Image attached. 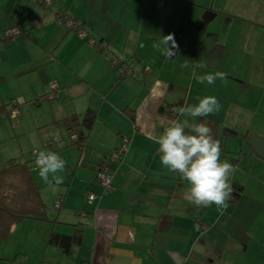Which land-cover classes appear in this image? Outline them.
Masks as SVG:
<instances>
[{"label": "crops", "instance_id": "crops-1", "mask_svg": "<svg viewBox=\"0 0 264 264\" xmlns=\"http://www.w3.org/2000/svg\"><path fill=\"white\" fill-rule=\"evenodd\" d=\"M52 1L53 7L46 9L35 0H0V39L8 29L18 28L25 34L15 44L34 43L39 48L35 56L30 53L10 62L17 47H12V39H2L0 105L10 99L44 97L51 79L59 81L62 92L38 103L50 104V122L24 114L20 105L17 118L1 116L0 130L22 137L37 134L35 141L46 151L59 150L66 162L59 172L63 177L59 190L54 184L50 187L56 193L52 194L57 212L49 213L43 195L49 186L41 182L32 151L20 160L8 146L0 150V165L10 159L29 161L47 216L56 218L15 224L0 241V261L264 264V159L248 141L250 135L264 138V0ZM58 11L81 23L85 36L59 23ZM33 32L43 33L44 39L34 40ZM169 33L179 44L172 60L153 47ZM32 60L33 64L27 63ZM197 62L206 67L194 69ZM184 64L187 67H181ZM123 66L130 74L121 77ZM194 71L195 75L224 72L226 78L201 84ZM27 73L34 74L30 84L24 81ZM12 76L15 89L3 90ZM207 96L219 101L218 113L195 121L180 114L181 107ZM88 111L96 115L90 130L82 123ZM4 119L10 130L1 124ZM208 119L220 125L216 140L221 161L234 166L229 181L232 187H241L223 215L215 204L198 207L188 199L190 185L162 165L156 143L173 122L207 124ZM52 125L54 132L49 131ZM71 133L83 138L81 146L71 142ZM124 137L128 146L112 173V190L100 196L97 168L123 145ZM27 141L28 147L36 148L30 139H23L22 145ZM91 192L96 195L92 201ZM77 230L82 231L80 243L69 252L49 244L52 232L73 235Z\"/></svg>", "mask_w": 264, "mask_h": 264}, {"label": "clouds", "instance_id": "clouds-1", "mask_svg": "<svg viewBox=\"0 0 264 264\" xmlns=\"http://www.w3.org/2000/svg\"><path fill=\"white\" fill-rule=\"evenodd\" d=\"M140 47H144L143 44ZM153 47L162 50L166 60H172L179 51V44L174 34L160 36V40ZM181 67H187L186 64ZM206 65L197 62L193 68H204ZM195 75V71H194ZM201 84H213L216 79L224 80L226 73L215 72L204 75H195ZM195 105H185L180 108V114L189 116L195 121L218 113L221 105L216 97H197ZM186 128L188 131H186ZM58 140V137L55 138ZM159 145L161 163L172 173L178 174L190 187L188 199L198 207L217 205V211L223 215L228 208V201L232 198L233 187L229 175L234 166L221 161V145L212 135V129L205 122L191 123L188 121L173 122L156 138ZM34 163L39 169L38 175L49 187L60 185L63 177L57 175L65 169L66 162L57 153L51 151L34 152Z\"/></svg>", "mask_w": 264, "mask_h": 264}, {"label": "trees", "instance_id": "trees-1", "mask_svg": "<svg viewBox=\"0 0 264 264\" xmlns=\"http://www.w3.org/2000/svg\"><path fill=\"white\" fill-rule=\"evenodd\" d=\"M63 16L67 17L64 13ZM71 21L75 25L74 30L76 33L82 30L81 23H75L74 19H71ZM71 28L73 27L71 26ZM8 39H11V37H8L7 40ZM52 81H50V83ZM55 81L58 83V87L56 89L49 88V83L48 94H45L44 97H37L35 95L33 101L38 104L40 100H43L44 98H58L60 85L58 80ZM14 110H17L18 114L12 117L11 115ZM3 114L8 118H17L20 114V103L15 99H10L7 103L1 104L0 119ZM95 119V113L88 111L82 119V123L87 130H90ZM207 125L211 127L213 138L216 140L218 127L220 126L219 123L213 119H208ZM224 131L227 132L226 127H224ZM73 135H75L74 139L72 138ZM69 138L71 142L77 146H81V143L83 142V138L78 136L76 133H71ZM33 157L35 158L34 155ZM233 188L235 190L232 193V198L235 199L241 190V187L234 184ZM24 219L44 221L51 220L47 216V205L42 200L39 187L36 185L31 175V166L29 165V161H17L10 159L0 169V241L7 237L11 228L15 224ZM51 221H56V218ZM81 233V230H77L73 235H62L52 232L49 237V244L59 246L64 251L69 252L73 245L80 243Z\"/></svg>", "mask_w": 264, "mask_h": 264}, {"label": "rangeland", "instance_id": "rangeland-1", "mask_svg": "<svg viewBox=\"0 0 264 264\" xmlns=\"http://www.w3.org/2000/svg\"><path fill=\"white\" fill-rule=\"evenodd\" d=\"M39 6H41V5H39ZM41 7L42 8H46V9H51L53 7V4L51 6H43L42 5ZM59 23H61V22H59ZM23 34H25V32H22L21 33V31L19 30V34L18 35L14 36V37H11V39L14 41V44H12L13 45L12 47H17V48L14 49L15 50L14 52H11L10 53V62L11 61H16V60L18 61L23 56H25L26 58H28L30 56V53H32V55L35 56L34 53H36L39 50V48H37L38 45L37 44H34V43L31 44L29 47H23L24 44H15V43H17V40L19 39V37H23ZM41 35H44V34L43 33L35 34V32H33L32 33V37L31 36L30 37L33 38L34 40L41 41L42 39H44V38H42ZM1 36H2V39L8 38V35H7L6 32H5V35L2 34ZM45 38H47V37H45ZM2 39H0V46L4 43L2 41ZM27 48H29V49H27ZM3 62L6 63V62H9V61H3ZM29 62H31V63L33 62L34 63L35 60L27 61L28 64H29ZM27 74H29V76H26L24 78V81L30 84V79L32 77H34V74H32V73H27ZM44 76H45V74H44ZM14 79H16V78L14 76H12V79L7 80L2 85V89L4 90V89H6L8 87V90H10V91L11 90H14L15 89ZM52 80L53 79H51V81ZM49 83H50V81H49ZM49 83H48V85H49ZM61 93L62 92H60V90H59L58 95L61 94ZM34 96L31 97V99H22V98L19 99V103L21 105V109H22L23 113L24 114L25 113H27V114H35V115L37 114V117H35L36 120H41L42 119V120H46V121L50 122V120H51V114H50V112L48 110V105H50V104H46V103H48V101H44V102H41V104L38 105L36 102L33 101L34 100ZM61 96H62V94H61ZM58 106H59V104H58ZM53 108H54V106H53ZM29 111H31V112L29 113ZM1 124H6V125L8 124V128L10 130V122H9V120L4 119V120L1 121ZM54 127L56 128L55 125H52L49 128V131L50 132H54V130H53ZM44 129L45 128H43L42 130H44ZM0 133L2 135L1 136V140L2 141H0V150L3 149L5 146H8V148L10 150L12 149V150H14V151L17 152V158L20 159V160H26L27 159L26 157L29 155V152L30 151H32V152L33 151H35V152H38V151H46L44 149L43 145L40 143V141H35V138L37 139V134H28V137L27 136H23L22 137V135H20V136H14V134L11 131H8L7 129H1L0 130ZM44 135H45V133H44ZM57 137L59 138V135ZM23 139H30V141L32 140V143L33 142L36 143V148H34V147H28V145L30 144V142H28V141L25 142V144L23 143V145H22L21 141H23ZM70 143L71 142L69 141L68 144L70 145ZM54 152L59 155V150L54 151ZM72 152H74V149H72ZM72 156H74L73 158H75V154L72 155ZM33 165H35L34 162H33ZM2 166L3 165L1 163L0 168H2ZM35 167L37 168L36 165H35ZM57 175H59V173H57ZM41 182L44 183L43 181H41ZM55 189L56 190L57 189L59 190V185H55ZM52 193L56 194L54 191H51V188L50 187H47L45 190H43V195L45 194L44 198H45V200H46V202L48 204V212L49 213H56L57 212V209H55L53 207V201H54V198L56 196L54 194H52ZM0 264H10V263L9 262H4V261H0Z\"/></svg>", "mask_w": 264, "mask_h": 264}, {"label": "built area", "instance_id": "built-area-1", "mask_svg": "<svg viewBox=\"0 0 264 264\" xmlns=\"http://www.w3.org/2000/svg\"><path fill=\"white\" fill-rule=\"evenodd\" d=\"M37 4L39 5H43V6H51L53 4L52 0H35ZM56 19L57 21L61 22V23H65L68 24L70 27L72 26L73 28H75L74 23L67 17L63 16L62 13L58 12L56 15ZM8 37H14L16 35L19 34V30L17 28H12V29H8L6 31ZM78 34L82 37L85 36V33L83 31H78ZM89 42L91 44H94L95 42L91 39H89ZM111 63L116 64V60L113 56L110 57ZM145 70H148V68H146ZM130 74V70L126 67L123 66L120 68V76H125ZM51 89H56L58 87V83L54 80L50 83L49 85ZM18 114L17 110H14L12 112V117L16 116ZM72 138H75V135L72 136ZM128 138L124 137L123 138V145L121 147H119L118 149H116L114 151L113 154L107 156L105 158V162L103 164H101L98 168H97V175H96V180L97 182L100 184V186L102 187V191L100 196H104L106 195L108 192H110V190H112V185H111V178H112V173L114 171V169L119 165L120 162L123 161L124 159V154L127 150V146H128ZM35 152V151H34ZM33 152V155H34ZM35 156V155H34ZM36 159V157H35ZM95 193L91 192L88 194V200H94L95 199ZM56 207H59V202L56 203L55 205Z\"/></svg>", "mask_w": 264, "mask_h": 264}, {"label": "water", "instance_id": "water-1", "mask_svg": "<svg viewBox=\"0 0 264 264\" xmlns=\"http://www.w3.org/2000/svg\"><path fill=\"white\" fill-rule=\"evenodd\" d=\"M248 141L253 151L264 159V138L257 135H250Z\"/></svg>", "mask_w": 264, "mask_h": 264}]
</instances>
